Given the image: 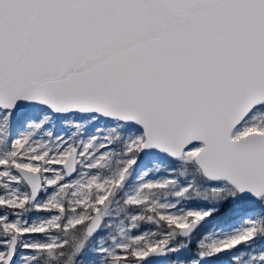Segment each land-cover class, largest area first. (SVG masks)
<instances>
[{"label": "snow or ice", "instance_id": "1", "mask_svg": "<svg viewBox=\"0 0 264 264\" xmlns=\"http://www.w3.org/2000/svg\"><path fill=\"white\" fill-rule=\"evenodd\" d=\"M0 264H264V0H0Z\"/></svg>", "mask_w": 264, "mask_h": 264}, {"label": "rangeland", "instance_id": "2", "mask_svg": "<svg viewBox=\"0 0 264 264\" xmlns=\"http://www.w3.org/2000/svg\"><path fill=\"white\" fill-rule=\"evenodd\" d=\"M36 216H37V214L32 213V214H29L28 218L34 219V218H36ZM218 225H219L218 221L210 223L207 226V228L205 229L203 234H210L212 231L217 230ZM188 255H190V252H183L180 254V258L183 259V258L187 257Z\"/></svg>", "mask_w": 264, "mask_h": 264}, {"label": "bare ground", "instance_id": "3", "mask_svg": "<svg viewBox=\"0 0 264 264\" xmlns=\"http://www.w3.org/2000/svg\"><path fill=\"white\" fill-rule=\"evenodd\" d=\"M37 215H39V214H37Z\"/></svg>", "mask_w": 264, "mask_h": 264}]
</instances>
